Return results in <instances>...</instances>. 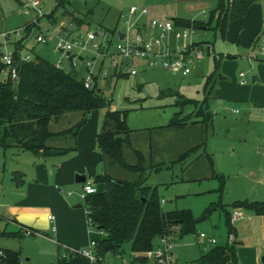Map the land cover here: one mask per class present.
<instances>
[{
    "label": "rangeland",
    "instance_id": "obj_1",
    "mask_svg": "<svg viewBox=\"0 0 264 264\" xmlns=\"http://www.w3.org/2000/svg\"><path fill=\"white\" fill-rule=\"evenodd\" d=\"M30 1L32 0H0V32L8 34L6 39L0 36V53L12 48L14 42L23 39V50L32 57L37 54L45 59L56 61L60 54L54 51L55 30L62 21L67 25L68 14L74 11L85 13L88 8L94 9L93 16L76 13L77 17L82 20L81 24L79 26L78 22L74 21L71 25L74 31L64 37L78 39L80 35L85 34L87 28H90L97 32L99 38L105 31L103 38L105 37L106 40L110 37L109 29L116 28L118 31L128 32L131 38L141 32L146 39L151 40L158 36L157 29L150 25L152 19L171 17L176 10H178L177 14L187 17L199 11V9L189 10L187 4H175L173 0H63L60 6H56L58 0H37L39 2V16L37 17L34 10L25 13L24 4ZM132 6L138 11L148 9L149 12L144 16L133 15L129 12ZM205 10L210 14L208 8ZM53 11L56 21L50 22L47 15ZM35 18L36 25L31 27L27 36L23 30L16 33V29L25 27L29 23L33 24L32 21ZM67 26H61L62 30H65ZM143 26H145V31H138L137 28ZM181 30L183 29L174 26V29L162 38L159 49L170 53L179 51L178 49L185 43L184 39L176 38V34ZM214 32L213 28H195L190 31L188 41L203 48V58L189 62L190 71L187 74H182L180 70L172 71L159 63H157L159 65L148 68L146 63L132 60L137 74L119 77L111 72L101 74L96 81L97 88L104 97L111 99V109L124 111L126 123L130 128L167 123L172 112L178 107L172 105L174 98L171 95L165 94L160 98V91H178L186 97L197 100L204 98V83L214 68L213 47L217 54L220 51L218 44H221V41L215 44ZM38 33H43L48 40L36 42L35 38ZM3 41V44L7 43L10 48L4 47ZM116 41L117 38L113 36L110 47L112 51L115 50ZM73 53L83 56V60L75 58L77 78H85L88 73L87 69L95 71L94 67L86 68L85 65L87 56H93L91 51L81 52L75 49ZM62 64L68 71L69 59L63 57ZM249 73L246 72L248 83H250ZM212 100L210 99L211 106L213 105L216 114H214L212 124L206 128L203 140H205L206 153L212 158V168L217 176L211 175L210 163L204 155L203 148H199L190 156L194 158L202 152L205 157V161L202 160L197 164L196 176H189L183 171L190 160L188 157L182 162H160L159 165L157 164L158 170L150 172L146 179L147 185L157 186V193L160 201L163 199L161 204L165 211L188 209L196 220L195 232L183 236L170 235L173 264H193L200 254L205 252L204 249L210 247L203 248L198 239L200 232L214 236L218 243L226 242L230 234L225 212L231 213L235 202L264 200V108H249L235 101ZM233 109H238L239 112L234 114ZM98 111L103 112V109H98ZM62 127H67L65 120L59 124L50 125L51 130ZM69 138L72 137L68 136V140ZM48 143L63 147L69 145V141H64V139H54ZM6 150L5 156L3 148L0 147V167L4 162L8 171L15 167L25 172L26 176H14V181L17 183L23 178L24 183L20 186L23 190L28 184L48 187L46 184L50 182L44 180L41 182L39 179L37 181L33 176L34 155L32 153L16 151L13 148ZM54 158L57 156L47 158V162L50 164L53 160H58ZM76 163L78 164L79 161ZM100 166L102 167V164ZM108 171L113 175H119V172L128 174V171L116 163H113ZM74 184L78 190L77 201L69 204L67 209L59 210V215L57 214V218L52 222L56 228L55 235L49 230V223L45 224L43 220L40 221L44 225V232L34 236H26L19 232L15 224L0 220V231L5 232L0 234V248L19 252L20 260L26 263L53 264L57 261V242L62 243L59 237L58 222L60 220L63 227L77 224L78 212H81L79 221L90 237L96 229L86 221L85 201L80 196L81 184L75 182ZM57 187L60 191L55 188V192L67 198V191L70 188H65L61 184ZM78 203L81 207L74 208V205ZM220 205L224 208L221 209ZM212 206L215 208L213 209ZM242 212L244 219L240 222H230V224L237 228L238 234L241 232V240L244 242L243 256H245L250 248L261 247L264 223L259 222L260 219L252 215L251 220H248L250 214L246 210ZM104 259L109 264H149L136 260L129 245H125L123 250L118 252L105 253Z\"/></svg>",
    "mask_w": 264,
    "mask_h": 264
},
{
    "label": "crops",
    "instance_id": "obj_2",
    "mask_svg": "<svg viewBox=\"0 0 264 264\" xmlns=\"http://www.w3.org/2000/svg\"><path fill=\"white\" fill-rule=\"evenodd\" d=\"M173 1L175 2V4L178 3L187 4L189 10L199 9V11L198 13H195L194 15L187 17L182 14H177L178 10H176V13H173L171 17H165V19H158V20H171L173 22V28L169 32H171L174 29V26H177L182 29H188L186 27L176 25L175 24L176 19H187V20L197 21L200 24V27L198 28H202V29L213 28L215 31L214 36L216 38L215 44L218 43L219 41H221L220 42L221 44H218L220 50L218 51L219 52L218 54L215 52V48L213 47L215 55L214 54L212 55L214 59V68L211 71V73L214 71L215 63L217 62L219 77L215 81L211 91L208 93V95L205 94L202 100L186 97L184 94L178 91H172V90H168L167 92L160 91L159 92L160 98L163 97L165 94H169L174 98L172 105L178 107L176 108L175 111L172 112V115L167 123H155L153 125H147L139 128H135V127L130 128L127 125L131 129V132L129 133V145L125 144L122 147L123 157L125 160L128 159L127 162L129 164H136L137 156L135 154V151H139L143 155V160H144L143 166L146 168L147 175L152 171L158 170L157 164L159 165L160 162L163 161L174 162L181 154L196 146H200L198 147V149L203 148L204 155L207 161L209 162L207 156H209L210 158L211 156L208 153H206L205 142H204L205 140H203V134H205L206 128L212 124V121L214 119V114H216L213 105L211 106L210 99H213L212 101L221 100L224 102L235 101L238 103H242L249 108H264V52H262L259 49L261 43L260 36L264 32V0H254L249 5L246 13L242 17H239L237 19L228 22L223 34L219 31V29H216L215 27L216 14L215 15L208 14L205 10L206 8H208L211 12L215 8L217 0H173ZM93 10H94L93 8H88L85 13L88 12L89 15H91L92 17ZM146 10L147 11L144 14L140 13V11H137L136 13H133V15H138V16L147 15L149 11L148 9ZM76 13L80 14L81 12L74 11L68 14L67 25L70 23L69 24L70 26L69 25L67 26L63 21L60 22L59 27L55 30L54 40L56 36H63V37L68 36L70 33L74 31L71 28V25H73L74 22L71 19V15L73 14L74 16H77ZM85 13H81V14H85ZM52 16L53 19H51ZM47 18L50 22L52 21L55 22L56 15H54V11L49 13L47 15ZM34 24L36 25V23ZM63 25L67 26L66 29L64 28L65 30H62L61 28V26ZM137 29L138 31H145V26L138 27ZM30 30L31 28L27 33L23 31L25 33V36L29 34ZM87 30H90V28H87L86 31ZM109 32H110V37L108 39L105 40L104 39L105 37L103 38L104 34L106 33L105 31H103L101 37L98 38L102 41L103 44L108 46V52L110 55L101 56V55L93 54V56H87L86 59V61L89 58H91L92 60L91 65H87L85 63L86 68H88V66H90L91 68L92 67L95 68V71H93L92 69H87V71L91 72L93 76V81L91 83L92 85H96L97 78L101 74H106L111 72L116 77L127 74L129 75V73H127V69L129 66H134L132 60L146 63L144 60H140V59L127 60L124 58L121 59L119 56H117L116 51L115 50L112 51L110 49L113 36L117 38L116 44L120 41L123 42L130 41L133 37L131 38L128 32L118 31L116 30V28L109 29ZM118 32L124 34V37L122 39H120ZM139 33L142 34L141 32ZM35 41L38 42L36 38ZM3 43L4 41L2 42V45L4 47L7 46L10 48V46L7 45V43L6 45H4ZM14 48L20 49L19 52L21 56L27 53V51L25 52L23 50L24 48L23 39L14 42L12 48H10L7 51L13 52ZM54 51L57 52L56 50ZM57 53H59L60 55L56 59V61H60L62 64V58L63 57L68 58L70 62L69 70L74 69V71L77 73V71L75 70V66L77 64L75 61V57L73 56V55L75 56L77 55L73 52L68 53L66 55H63L60 52ZM36 55L37 54H35L34 57ZM38 56L42 57V55H38ZM31 58L33 57L31 56ZM76 58H78L79 60H83V56L81 54H79ZM202 58L203 55L198 60H201ZM48 61L52 63L56 62L51 60ZM73 62H75V65H73ZM145 65L148 68L152 67L149 66L147 63ZM62 68L64 69L63 64H62ZM240 72H243V75H240ZM246 72H250L249 73L250 83L247 82ZM0 77L1 79L4 80L6 76L1 72ZM81 79L84 80V77ZM203 91H204V87H203ZM179 95L183 98L196 100L198 103L180 104L178 103ZM199 108H203L206 112L212 115L211 120L205 126H203L202 123L197 122L198 120H200L201 117H197L194 115V113L197 110H199ZM235 110H237V112H235ZM232 112L234 114H237L239 111L238 109H233ZM103 114L104 112H99L98 109L92 110L89 113L86 122L79 128L75 139L69 138L68 140V136L70 135L65 134V135H55L49 140L51 142L54 139L57 140L64 139V141L67 140L69 141V145H67V147L75 146L74 150L73 149L68 150L64 153L48 156L46 158H39L34 156L33 176L35 179H37V181L39 179L40 181L44 180L45 182L47 181L50 182V184L48 183L46 184L48 187L38 184H34V185L28 184L26 188L23 190V188L20 187L24 183L23 178H21L19 183H17L14 181V176L16 173H19L20 177L21 175L26 176V173L16 169L15 167L10 168L8 171V168L5 166V163L3 162V165L0 167V220L2 222L11 223L13 225L15 224L19 228V232L22 234H24L23 233L24 228H29L33 230L36 234H39L44 232L43 230H45L44 225L40 221L43 220L45 224L49 223V230L51 231L52 223L49 221L48 216L52 214L55 220L57 218L56 217L57 214L59 215L60 212L59 210L61 208L67 209L69 204L72 203L74 204V202L77 201L78 190L74 182L81 184V190L84 183V182L75 181V177L77 175H84L86 177L85 180H90V181L92 180L94 181L95 177L100 174H107L110 177L121 181L123 180L134 181L138 178V173L130 172V171H128V174L119 172V175H113L111 173H108L109 172L108 169L110 168V166L113 165V163H111L109 158L104 156L99 151L96 144V135L101 128ZM175 114H178V119L181 120L186 118L187 116H190V120H188L185 126L183 127L170 126L169 123ZM80 116H81L80 113H75V112L66 113L63 116H61L57 121L54 120L51 121L49 124V128L50 125L57 123L59 124V122L65 120L67 123V127H62L61 129H56V130L50 129L54 133L62 132L64 130H67L73 124H75L80 119ZM51 145L56 147H63V146L55 145V143ZM13 149L19 151L16 148ZM3 150H4V155L6 156L7 150L6 149ZM204 155H202V152L198 153L194 158L190 157L191 155H189L188 157H190V160L187 162V164L184 167L185 168L183 170L184 173L189 176H193V177L196 176L197 175L196 172L198 171L197 164L200 163V161L202 160L205 161ZM55 156H57V158L54 159H58V160H53L49 164L47 162V158L55 157ZM38 159L40 161H38ZM77 161H79L78 164L76 163ZM178 162H182V161H178ZM101 164L102 167L100 166ZM212 169L213 168L211 166V175L217 176L215 171ZM220 179L222 180V178ZM93 181L92 183L94 184L97 190L96 193L101 192L104 187L103 184L95 183ZM60 184L65 188H70L67 191V195H68L67 198L63 197L60 193L55 192V188L57 189V191H60V189L57 187ZM161 201L163 202V199ZM79 207L81 206H77V204L74 205V208H79ZM223 208L224 206L221 205V209ZM241 209L246 210L250 214L248 220H251V215H252L259 218L260 219L259 222L264 223L263 214H255L247 209H243V208ZM226 213L229 215V218H231L232 212L229 213L226 211L225 214ZM80 215L81 212H78L77 224H69L68 226L63 227L61 221L59 220L58 222L60 228L59 237L62 243L57 242L58 252L63 249L80 248L85 244H87V242L89 241L90 239L89 234H87V230L83 228V225L79 221ZM241 220L235 222H240ZM86 221H87V215H86ZM233 229L234 231L232 233V236L236 244L237 263L262 264L261 255L264 254V234L262 236L261 247H256L253 249L250 248V250L246 253V255L243 256L244 242L241 240V232L238 234V230L234 226ZM55 231L56 228L54 231H51L53 235H55ZM0 232H1L0 234L5 233L3 231ZM34 235L35 234L26 235V236H34ZM207 236L214 237L211 235H207ZM167 237L170 240V236ZM198 239L200 240V243H202L203 248H205L206 246L211 247V245H214V244H209L206 239L200 238L199 235H198ZM220 243H224V242H220ZM208 248L204 250L206 251ZM26 260H28V258H26Z\"/></svg>",
    "mask_w": 264,
    "mask_h": 264
},
{
    "label": "trees",
    "instance_id": "obj_3",
    "mask_svg": "<svg viewBox=\"0 0 264 264\" xmlns=\"http://www.w3.org/2000/svg\"><path fill=\"white\" fill-rule=\"evenodd\" d=\"M253 1L217 0L215 8L210 12L211 15L216 14V29L223 34L228 22L242 17ZM62 3L63 0H58L56 6ZM88 14L85 13V16ZM71 19L78 22V25L81 24L82 20L73 14ZM33 24L25 25L23 31L27 33ZM175 24L192 29L200 27L197 21L187 19H176ZM19 51V48L13 49L16 79L3 80L0 77V147L28 151L39 158L74 150L75 146L56 147L48 141L55 135L65 134L75 139L89 113L95 109H103L101 128L96 135L98 149L111 163L138 173L136 180H123L122 184L116 182L121 180L107 174L97 175L94 179L95 183L103 184V190L87 196L84 201L85 206L91 210L92 225L96 230L103 231L102 234L90 235L97 242L100 252H118L125 245H129L132 252L144 251L151 248L162 235L183 236L195 232V220L190 210L165 211L157 193V186L146 184L147 172L143 166V155L135 151L137 163L129 164L125 161L122 147L129 145L131 129L126 124L124 111L111 110V99L104 97L96 85L86 87L84 80L77 78L74 69L66 71L57 68L54 63L38 55L30 60H22ZM3 68L4 64L0 61V76ZM218 77L216 62L214 71L205 82L206 95ZM178 97L180 104L198 103L180 95ZM76 111L81 114L80 119L67 130L59 133L50 130L51 121H57L64 114ZM194 115L201 117L197 122L203 126L209 123L212 116L203 108H199ZM188 120L190 116L181 120L175 114L169 125L183 127ZM198 147L200 146L184 152L174 162L185 160ZM207 157L212 166L211 158ZM15 177H20V174L16 173ZM233 207L264 215V200L235 202ZM226 215L229 234H232L234 229L229 215ZM4 251L9 264L18 263L19 252L9 249ZM193 264H238L234 240L212 245Z\"/></svg>",
    "mask_w": 264,
    "mask_h": 264
},
{
    "label": "built area",
    "instance_id": "obj_4",
    "mask_svg": "<svg viewBox=\"0 0 264 264\" xmlns=\"http://www.w3.org/2000/svg\"><path fill=\"white\" fill-rule=\"evenodd\" d=\"M39 2L37 0H32L24 4L25 13L29 10H34L39 16ZM138 10L136 7L132 6L129 8L130 13H136ZM146 9L140 10V13H146ZM33 23H36V18L33 19ZM150 25L158 30V36L148 40L143 37L142 34L137 33L130 41H120L115 45L116 55L121 59H140L144 60L149 66H154L156 63L169 68L172 71L180 70L182 74H187L190 71L188 63L192 60H198L203 55V48L200 45H193L188 41L190 31L192 28L183 29L176 34V38L184 39L185 43L176 52H162L159 49L162 38H164L169 31L173 28V22L171 20H158L152 19ZM23 27L16 29V33H20ZM0 36L4 38L8 37L6 32H0ZM50 38V37H49ZM38 42H46L47 38L44 34L40 33L36 36ZM260 47L259 49L264 52V32L260 36ZM78 49L81 52L91 51L94 55H110L108 52V46L103 44L98 38V34L95 31L87 30L83 36L78 39H68L63 36H56L54 40V50L60 52L63 55L72 53ZM75 58L77 56L73 55ZM22 60L32 59L30 54H24L20 56ZM0 61L4 64L2 73L5 74V79L10 78L11 80L16 79L17 69L16 62L13 57L12 51H5L1 53ZM87 65L92 64L91 58L86 61ZM54 65L57 68H62L60 61H56ZM75 65V62H73ZM137 70L134 66H129L127 73L136 74ZM243 75V72H240ZM4 79V80H5ZM93 81V76L91 72H88L84 78V85L90 87ZM237 112V110H235ZM96 188L92 181L85 180L82 187L81 198H85L89 195L96 193ZM87 222L92 225L91 210L86 207ZM244 218V214L241 208H234L231 214L230 221L235 222ZM49 221L52 223L54 216L50 214L48 216ZM54 225L51 226V231H54ZM23 233L25 235L36 234L33 230L29 228H24ZM94 233L102 234V230H95ZM200 238L206 239L209 244H216V239L214 237L207 236L205 233L201 232L199 234ZM233 240L232 234H230L228 241ZM171 242L166 235H162L156 239L153 246L144 251L132 252L138 261L148 262L149 264H173L172 252L170 251ZM140 254V255H138ZM103 253L100 252L97 242L90 238L87 244L80 248H70L63 249L58 252L57 261L53 264H109L105 261ZM0 264H9L8 258L4 249L0 248ZM17 264H31L26 263L21 260Z\"/></svg>",
    "mask_w": 264,
    "mask_h": 264
},
{
    "label": "water",
    "instance_id": "obj_5",
    "mask_svg": "<svg viewBox=\"0 0 264 264\" xmlns=\"http://www.w3.org/2000/svg\"><path fill=\"white\" fill-rule=\"evenodd\" d=\"M118 35L120 37V39H122L124 37V34H121L120 32H118ZM86 179V177L84 175H77L75 177V181L76 182H84ZM119 184H122L123 181H116ZM141 200H144V198H141ZM77 206H81V204H77ZM261 263L264 264V256L261 257Z\"/></svg>",
    "mask_w": 264,
    "mask_h": 264
}]
</instances>
